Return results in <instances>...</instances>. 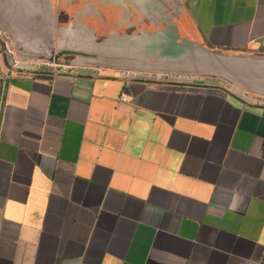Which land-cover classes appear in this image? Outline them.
<instances>
[{"label":"crops","instance_id":"1","mask_svg":"<svg viewBox=\"0 0 264 264\" xmlns=\"http://www.w3.org/2000/svg\"><path fill=\"white\" fill-rule=\"evenodd\" d=\"M182 8L205 49L264 56V0ZM134 12L57 0V27L124 34ZM9 52L0 264H264V95L197 72H14Z\"/></svg>","mask_w":264,"mask_h":264},{"label":"water","instance_id":"2","mask_svg":"<svg viewBox=\"0 0 264 264\" xmlns=\"http://www.w3.org/2000/svg\"><path fill=\"white\" fill-rule=\"evenodd\" d=\"M131 3L135 12L118 18L130 32L95 35L80 28L83 25L77 18L66 28H58L57 0H0V30L9 39L15 58L23 61L50 64L54 56L69 55L79 57L70 62L73 65L205 73L264 95V56L205 49L196 40L182 0ZM77 29L83 32H71ZM56 35L58 49L54 46ZM70 39L77 42L71 50L65 47Z\"/></svg>","mask_w":264,"mask_h":264},{"label":"built area","instance_id":"3","mask_svg":"<svg viewBox=\"0 0 264 264\" xmlns=\"http://www.w3.org/2000/svg\"><path fill=\"white\" fill-rule=\"evenodd\" d=\"M10 58L8 61V65L11 71L14 72H23V71H31L36 74H43L46 72H74L79 67L70 66V65H59L56 63H38L33 61H23L15 58L14 54L10 51Z\"/></svg>","mask_w":264,"mask_h":264},{"label":"rangeland","instance_id":"4","mask_svg":"<svg viewBox=\"0 0 264 264\" xmlns=\"http://www.w3.org/2000/svg\"><path fill=\"white\" fill-rule=\"evenodd\" d=\"M74 38V37H73ZM85 38L84 36L81 37V39ZM0 43L1 44H6L7 48L9 51H11L13 53V49H12V45L9 41V39L7 38V36L0 30ZM67 44H65V47L68 48L69 50H71V46H74V45H77L76 43V39H70V40H67L66 42ZM54 46H55V49H58V48H61L59 46V42L57 41V35L55 37V41H54ZM74 50V49H72ZM55 51V50H54ZM57 51V50H56ZM59 51V50H58ZM55 58H58V56H54ZM60 61L63 63V64H69L70 66H74L73 64H71L70 62H73L75 61L76 59L79 60V57H76V56H69V55H65V56H62L59 58ZM33 62H38V63H44V62H41V61H33ZM49 64V63H48Z\"/></svg>","mask_w":264,"mask_h":264}]
</instances>
